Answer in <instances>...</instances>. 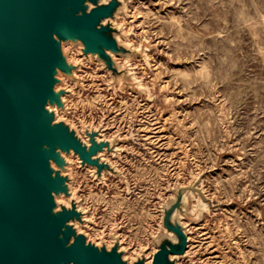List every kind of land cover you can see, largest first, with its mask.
<instances>
[{
	"label": "rangeland",
	"instance_id": "obj_1",
	"mask_svg": "<svg viewBox=\"0 0 264 264\" xmlns=\"http://www.w3.org/2000/svg\"><path fill=\"white\" fill-rule=\"evenodd\" d=\"M119 22L130 42L153 45L149 64L130 59L149 93H114L100 62L84 61L83 88L67 80L70 112L58 113L78 129L105 115L108 138L135 136L121 160L107 155L128 185H99L71 157L72 188L95 220L81 231L111 244L119 227L126 257L152 258L169 186L207 172L204 189L222 207L189 226L191 259L180 264H264V0H131Z\"/></svg>",
	"mask_w": 264,
	"mask_h": 264
},
{
	"label": "water",
	"instance_id": "obj_2",
	"mask_svg": "<svg viewBox=\"0 0 264 264\" xmlns=\"http://www.w3.org/2000/svg\"><path fill=\"white\" fill-rule=\"evenodd\" d=\"M130 2L0 0V264H180L191 259L189 226L222 207L204 189L207 172H192L186 185L169 186L172 197L162 201L152 258L146 250L126 257L119 227L111 244L81 231L95 220L72 188L71 157L81 170L89 167L99 185H107V176L128 185L107 155L121 160L122 145L135 136L108 138L105 115L98 123L81 120L80 129L59 119V112H70L66 98L74 94L65 80L83 88L84 61L95 59L110 76V91L149 93L130 59L149 64L153 45L130 42L134 32L119 22ZM69 44L78 48L79 60Z\"/></svg>",
	"mask_w": 264,
	"mask_h": 264
},
{
	"label": "bare ground",
	"instance_id": "obj_3",
	"mask_svg": "<svg viewBox=\"0 0 264 264\" xmlns=\"http://www.w3.org/2000/svg\"><path fill=\"white\" fill-rule=\"evenodd\" d=\"M127 8H128V5H127ZM69 45H70V44H69ZM69 45H68V46H69ZM68 46H67V47H68ZM120 58H121V57H120ZM118 59H119V58H118ZM67 80H68V79L65 80V81H66V85H67V83H68V81H69V80H68V81H67ZM59 116H60V112H59ZM65 201L68 202L67 199H66Z\"/></svg>",
	"mask_w": 264,
	"mask_h": 264
}]
</instances>
